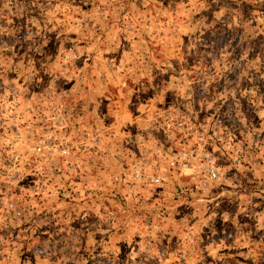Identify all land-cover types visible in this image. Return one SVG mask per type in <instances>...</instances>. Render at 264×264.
Listing matches in <instances>:
<instances>
[{"label":"rangeland","instance_id":"obj_1","mask_svg":"<svg viewBox=\"0 0 264 264\" xmlns=\"http://www.w3.org/2000/svg\"><path fill=\"white\" fill-rule=\"evenodd\" d=\"M0 241L264 264V0H0Z\"/></svg>","mask_w":264,"mask_h":264},{"label":"built area","instance_id":"obj_2","mask_svg":"<svg viewBox=\"0 0 264 264\" xmlns=\"http://www.w3.org/2000/svg\"><path fill=\"white\" fill-rule=\"evenodd\" d=\"M10 208H13V206L11 205V206H9V209ZM6 209H8V208H6ZM20 213L19 212H16V215L18 216ZM2 246H3V244H2V241H0V255L2 256L3 254H2Z\"/></svg>","mask_w":264,"mask_h":264}]
</instances>
